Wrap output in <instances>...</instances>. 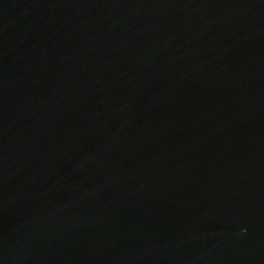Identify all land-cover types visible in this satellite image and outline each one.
<instances>
[{"label": "water", "instance_id": "95a60500", "mask_svg": "<svg viewBox=\"0 0 264 264\" xmlns=\"http://www.w3.org/2000/svg\"><path fill=\"white\" fill-rule=\"evenodd\" d=\"M0 264H264V0H0Z\"/></svg>", "mask_w": 264, "mask_h": 264}]
</instances>
